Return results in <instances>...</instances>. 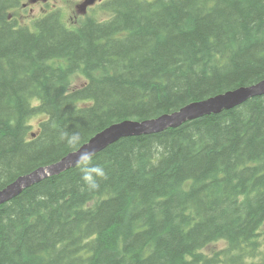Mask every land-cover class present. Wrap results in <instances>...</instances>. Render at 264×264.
Here are the masks:
<instances>
[{
    "label": "trees",
    "instance_id": "obj_1",
    "mask_svg": "<svg viewBox=\"0 0 264 264\" xmlns=\"http://www.w3.org/2000/svg\"><path fill=\"white\" fill-rule=\"evenodd\" d=\"M13 1L0 0V191L75 152L62 132L82 147L264 80V0H110L107 20L75 28L59 12L9 20ZM93 162L96 191L75 167L0 207V264H264V95Z\"/></svg>",
    "mask_w": 264,
    "mask_h": 264
},
{
    "label": "water",
    "instance_id": "obj_2",
    "mask_svg": "<svg viewBox=\"0 0 264 264\" xmlns=\"http://www.w3.org/2000/svg\"><path fill=\"white\" fill-rule=\"evenodd\" d=\"M262 95H264V80L253 86L239 88L202 102L192 103L175 113L163 115L157 119L142 122L125 121L114 124L97 134L80 148L92 150L95 156L122 138L150 135L163 132L169 128H177L188 121L233 109L244 104L249 99ZM74 153H70L56 164L42 167L31 174L18 178L14 183L1 190L0 207L19 196L25 189L42 180L75 168Z\"/></svg>",
    "mask_w": 264,
    "mask_h": 264
},
{
    "label": "rangeland",
    "instance_id": "obj_3",
    "mask_svg": "<svg viewBox=\"0 0 264 264\" xmlns=\"http://www.w3.org/2000/svg\"><path fill=\"white\" fill-rule=\"evenodd\" d=\"M90 1V0H89ZM98 3H95L90 9L89 12L85 15H80L78 12V7L84 5L87 0H55L52 1V4L47 8L46 12L49 11H60L64 23L71 28L78 27L81 23L85 22L90 18L99 20L100 22L108 19L109 15L106 12L101 10L102 3L107 2L108 0H97ZM17 17L20 19L21 25H31L35 20L44 15V11L40 8H37L33 14H30L29 11L20 9L16 12ZM84 84V78L80 75L74 76L73 86L79 87ZM262 236L264 237V227L262 229ZM226 248L225 244L222 245H212L208 247L204 253L211 257L220 252V250ZM226 264V263H220Z\"/></svg>",
    "mask_w": 264,
    "mask_h": 264
},
{
    "label": "clouds",
    "instance_id": "obj_4",
    "mask_svg": "<svg viewBox=\"0 0 264 264\" xmlns=\"http://www.w3.org/2000/svg\"><path fill=\"white\" fill-rule=\"evenodd\" d=\"M61 141L66 143L70 148L75 149L74 165L80 172V178L84 188L88 191H96L99 189V180L106 177V172L103 166L94 163V152L90 149H81L82 135L78 131L71 133L62 132L60 135Z\"/></svg>",
    "mask_w": 264,
    "mask_h": 264
},
{
    "label": "flooded vegetation",
    "instance_id": "obj_5",
    "mask_svg": "<svg viewBox=\"0 0 264 264\" xmlns=\"http://www.w3.org/2000/svg\"><path fill=\"white\" fill-rule=\"evenodd\" d=\"M52 1L55 0H14L12 7L7 11L9 14L8 19L15 20L20 23V19L16 15L17 11L24 9L29 11L30 14H33L37 8L44 11V15L42 17H47L49 14L53 13V11L46 12L47 8L51 6ZM87 2H90L87 8H85V6H87L88 3L78 7L80 15L87 14L93 5L98 3L97 0H87Z\"/></svg>",
    "mask_w": 264,
    "mask_h": 264
},
{
    "label": "bare ground",
    "instance_id": "obj_6",
    "mask_svg": "<svg viewBox=\"0 0 264 264\" xmlns=\"http://www.w3.org/2000/svg\"><path fill=\"white\" fill-rule=\"evenodd\" d=\"M261 235V234H260Z\"/></svg>",
    "mask_w": 264,
    "mask_h": 264
}]
</instances>
